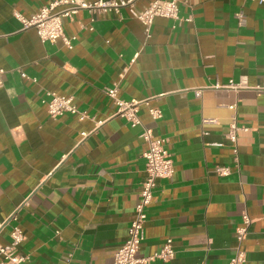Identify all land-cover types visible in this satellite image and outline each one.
I'll return each instance as SVG.
<instances>
[{"label": "crops", "instance_id": "crops-1", "mask_svg": "<svg viewBox=\"0 0 264 264\" xmlns=\"http://www.w3.org/2000/svg\"><path fill=\"white\" fill-rule=\"evenodd\" d=\"M51 1L0 0V246L19 227L26 264H114L147 151L142 128L118 117L104 93L117 87L120 100L139 102L143 126L175 168L157 181L138 258L171 240L165 264H229L247 214L246 264H264V3L180 0V20L157 18L149 36L129 8L80 11L64 22L70 49L16 19ZM150 2L137 0L135 10ZM46 92L73 98L86 118H51ZM234 121L247 129L237 155L226 137Z\"/></svg>", "mask_w": 264, "mask_h": 264}, {"label": "built area", "instance_id": "built-area-1", "mask_svg": "<svg viewBox=\"0 0 264 264\" xmlns=\"http://www.w3.org/2000/svg\"><path fill=\"white\" fill-rule=\"evenodd\" d=\"M260 4L264 0H251ZM137 0H100L90 2L86 0H52L47 6L40 8L38 12L30 18H26L21 14H16V19L22 24L24 29L33 28L36 30L42 42H50L55 44L61 40L67 48H72L75 38H68L64 32L65 20H72L80 11H88L90 13H98L105 11L118 12L121 9L129 8L134 18L138 20L145 28L147 36L150 34L151 27L157 18L180 20L179 5L180 0H151V2L142 11L135 10ZM236 19L240 26H244L246 18L243 12L236 14ZM190 21V19L188 20ZM5 71L0 69V89L3 87V75ZM21 77L25 80L35 82L25 73H21ZM237 87H245L240 85ZM117 87L106 89L104 93L116 105V115L125 119L131 127H141L142 133L140 138L147 146L144 155L146 160L145 173L146 178L142 184L140 193V201L135 208V214L131 225L128 229V236L124 245L114 255V264H149L159 261L165 264L172 260L175 252L172 241L167 240L161 252L151 258H138L141 242L144 240V226L147 221L146 209L150 206L157 181L160 179H169L175 173L174 163L170 153L168 152L165 142L156 139L151 129L143 126L138 116L139 102H125L118 98ZM46 99L42 103L47 108V112L51 118H57L66 113L78 115L81 120L86 118L85 114H81L77 107L73 104V98L59 96L53 92L45 93ZM150 114L154 119L160 118L161 113L156 110H150ZM247 131L246 128L238 126L237 122H233L226 135L227 139L234 145L233 152L237 151V141L240 132ZM85 136V134H83ZM220 175H228L229 168H218ZM12 219H17L12 216ZM252 221L243 215V226L238 230L237 246L235 247L233 257L229 264H246L247 254L244 243L248 235V229ZM3 224L0 223V228ZM25 236L19 227H14L11 232V244L7 247L0 246V255L4 259L0 264H26L27 256L19 252L21 244L24 242Z\"/></svg>", "mask_w": 264, "mask_h": 264}]
</instances>
